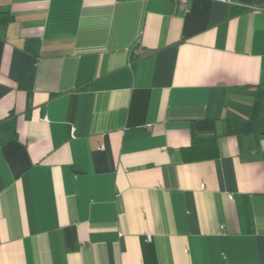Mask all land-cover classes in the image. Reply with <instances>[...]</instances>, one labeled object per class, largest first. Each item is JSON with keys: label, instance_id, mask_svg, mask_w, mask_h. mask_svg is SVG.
I'll return each mask as SVG.
<instances>
[{"label": "crops", "instance_id": "obj_1", "mask_svg": "<svg viewBox=\"0 0 264 264\" xmlns=\"http://www.w3.org/2000/svg\"><path fill=\"white\" fill-rule=\"evenodd\" d=\"M0 264H264V0H0Z\"/></svg>", "mask_w": 264, "mask_h": 264}, {"label": "trees", "instance_id": "obj_2", "mask_svg": "<svg viewBox=\"0 0 264 264\" xmlns=\"http://www.w3.org/2000/svg\"><path fill=\"white\" fill-rule=\"evenodd\" d=\"M7 20V19H6ZM5 20V21H6ZM199 121L195 123L198 125ZM186 159H198L203 157L215 156L218 146L214 137H206L194 140L192 145L183 149Z\"/></svg>", "mask_w": 264, "mask_h": 264}, {"label": "built area", "instance_id": "obj_3", "mask_svg": "<svg viewBox=\"0 0 264 264\" xmlns=\"http://www.w3.org/2000/svg\"><path fill=\"white\" fill-rule=\"evenodd\" d=\"M179 2H181V3H187L189 0H178Z\"/></svg>", "mask_w": 264, "mask_h": 264}]
</instances>
